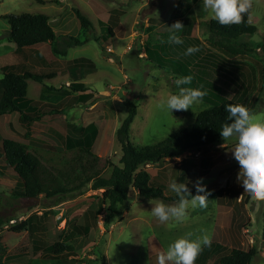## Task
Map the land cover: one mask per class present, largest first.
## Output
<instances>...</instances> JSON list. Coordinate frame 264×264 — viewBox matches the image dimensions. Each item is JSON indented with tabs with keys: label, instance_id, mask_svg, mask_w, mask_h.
Here are the masks:
<instances>
[{
	"label": "rangeland",
	"instance_id": "374dc122",
	"mask_svg": "<svg viewBox=\"0 0 264 264\" xmlns=\"http://www.w3.org/2000/svg\"><path fill=\"white\" fill-rule=\"evenodd\" d=\"M89 1L43 0L40 3L37 0H0V75L2 71L1 67L6 65V63L15 61L16 58L14 54L15 45L11 41H8L6 37L8 23L1 17L2 15L23 12L44 13L51 18L53 23L52 28L57 36L62 34L60 30L63 26L66 27L67 23L70 25L71 34L75 35L79 28V22L73 9L77 8L92 19L95 28L90 32V39L87 43L67 48L68 55H62V60L80 54L87 55L91 60H94L93 64L95 68L97 67V72L86 76L87 80L91 83L88 86L94 95L100 89H104L105 82L112 85L109 88L111 92L109 96L96 95L98 100L103 103L99 107V111L104 115V118L112 119V123H117L116 128H118L128 113L129 103H133L137 108L136 115L130 125L129 140L131 143L140 146L152 145L173 136L180 127L190 126L194 120V115L211 104L202 101V103L194 105L193 110L190 108L187 111L172 112L158 107L160 102L166 100L170 95L167 92H171V85L167 84L164 75L159 74L157 70H153L154 72L152 71L149 77L143 79V74H140L141 71L136 64L129 63L126 65V55L121 54L126 40L119 38L122 35L113 39L108 31L110 26L114 27L118 22L129 26V23H131L137 13L140 15L137 18L135 27L144 30V26L141 23L142 16L145 17L148 13L151 15L160 14L168 16L173 7V0H91L103 4L106 7L105 13L113 7L123 11V14L112 13L110 20L109 18L106 19V14L95 16L90 10ZM99 21H101L100 24ZM250 21L256 27V32L253 35H245L243 41L249 46L251 43L253 46L258 45L261 47V50H256L257 53L254 52L251 55L264 64V59H262V55L264 54V0H253ZM101 33H103V38L100 39ZM112 41L115 52L108 54L104 51V45L110 44ZM165 45L162 51L163 56L167 59L166 51L168 50V45L166 43ZM147 46L152 50L154 44L149 43ZM23 52L21 51L22 54ZM104 54L106 56L107 54L108 56L111 55L109 57H112L113 62H106L102 58ZM56 56L61 58L60 55ZM119 61H122L121 63L124 64H120ZM142 62H145V60H142ZM159 64L162 65L161 63ZM80 71L84 70L73 69L66 75H62L61 71H58L56 77L44 80V84L56 87L60 83H64L66 79L75 80L72 78L71 73H75L76 78H78L77 73ZM226 72L229 71L226 70ZM124 74L133 79L131 88L128 87L129 83L126 84L128 87L127 95H122L121 92L118 94V90L115 91L117 87L119 90H125V85L122 84V81L125 79ZM27 82V95L22 100L34 99L39 93L37 85L40 86L41 84L31 79ZM252 84L248 87L245 86L248 90L243 104L251 110L257 121L264 122V82L259 83L263 87L262 90H258L257 79ZM232 85V83H229V87L226 88L228 90L227 93L230 95L232 90L235 91L236 88ZM112 92L114 94L117 93L119 101L111 98ZM215 95L218 96L217 93ZM51 102L54 103L53 100ZM73 103H77L75 108L68 107L64 110V116L68 117V121H70L72 112L78 116L85 111V106H88L87 103L84 104L83 102L74 101ZM7 118V114L0 117V134L3 137L22 141L21 136L26 130L19 128L15 119L13 120V126L19 133L9 130L5 123ZM73 121L79 124L82 123V121L74 120V118ZM29 133L30 135L31 133L34 135H31L32 137L39 139L38 144H41V142L49 143L47 142V138L53 141L55 149H48L44 145L37 146V152L43 162L59 165L63 161V154L61 150H58L60 144L56 142V139H53L51 136L47 137L36 129L32 132L29 131ZM101 135L102 139H100V142L106 143V140L103 139L106 138L105 129H102ZM112 136L115 137V132H113ZM114 140L115 144L112 146V154L108 157L100 158L99 161L102 170L101 174L104 177L109 176L112 164H119L120 145L116 138ZM220 143H224L225 147L221 146V149L216 150L215 147L212 148L209 160L213 162L210 170L208 169L209 173L205 176L188 178V183H193L194 187L197 179L203 178L202 183L206 186V192L208 193L207 207L189 208L188 219L179 224L174 221L160 223L152 216V204L149 203L150 200L153 203L158 200L139 199L134 196L135 191L131 193L126 203V208L123 209L121 215L110 219L107 217L105 205L102 203V190H92L86 187L72 194L51 198L41 197L39 200H34L13 196L11 194V187L14 186L12 181L1 179L0 219L2 223L0 225V243L3 247V257H5V259H1V264H157V257L161 252L159 250L166 251L169 244L178 238L186 237L188 233L193 234L189 238L194 240L203 234L201 230H204L211 236V245L213 246L214 242L220 243L225 241L223 235L226 236L225 234L231 230V232L241 238L238 243L232 244L230 248H225L228 251L232 248L242 250L253 248L257 254L250 264H264V239L262 238L264 201H253L247 193L240 197V202H235L236 198L234 196L233 198L231 197L233 200L223 198V201H232L228 206L233 211L231 214H226L223 221L224 224L222 222L217 226L216 207L218 196L215 193L217 188L220 186L221 188H227L233 195L234 193H240V195L243 193L242 184L237 180L240 170L239 164L235 160L232 150L236 141L233 138L225 143L223 138H221ZM196 155L193 152H188L183 156H192L195 159ZM164 193L166 195L167 192L165 191ZM56 200L60 201L59 203H65L59 205ZM132 200L134 201L132 202ZM33 210L41 212L39 215L45 212L42 215L41 222H44L46 227L42 229L40 235L46 244L60 240L64 232H68L65 230L60 234V231L65 228L67 222H76L77 224L87 222L90 225V229L87 234L80 233L78 236L76 235V239L66 242L67 245H72V248L61 258H57V260L49 258L45 252L40 256H36L26 230L22 229L17 232L13 229V227L24 221ZM35 211L34 213H36ZM10 220H15V223H10ZM68 230L71 231L70 228ZM155 237L157 238L158 245L156 243L151 244L152 241H155ZM215 255L216 253L213 251L212 246L204 247L199 256L204 258L206 256V258L202 261L200 259L196 260L195 264H218L222 253L220 255L217 254L216 257Z\"/></svg>",
	"mask_w": 264,
	"mask_h": 264
},
{
	"label": "trees",
	"instance_id": "16d2710c",
	"mask_svg": "<svg viewBox=\"0 0 264 264\" xmlns=\"http://www.w3.org/2000/svg\"><path fill=\"white\" fill-rule=\"evenodd\" d=\"M37 1L42 3L43 0ZM251 10L249 14L244 16V22L238 25L222 26L213 19L204 23L208 33V45L218 50L226 60L238 55H249L260 48L258 45H251V43L250 48H248L243 41L245 35H253L256 32V27L250 21ZM73 11L79 22V32L76 35H55L50 24V18L44 13L23 12L4 14L1 17L8 23L6 37L15 45L16 53H21L22 49L37 43L48 42L54 55H65L67 48L87 43L90 39L89 34L93 31L90 18L80 9L76 8ZM147 57H149L148 54ZM87 62L90 64V68H86L84 65ZM73 66L81 67L87 72L95 69L93 62L86 58H79ZM1 70L0 117L5 114L16 113L20 126L26 131L21 136L22 141L3 137L0 134V180L12 181L14 186L11 187V194L25 198L60 197L86 187L92 190H102V203L105 205L107 217L110 219L121 215L133 191L137 192L136 195L139 199L178 202L176 194L166 196L163 188L152 183L144 166L149 163H158L167 158L181 156L185 152H193L198 153L199 174H207L213 162L209 160L211 150L221 142V127L224 123L231 122L227 119L228 114L225 105L229 103L242 104L219 90L215 101L210 103V106L199 110L194 115V120L190 126L180 127L173 136L157 143L140 146L131 143L129 140L130 125L136 115V106L129 103L128 113L115 131V138L120 145L121 152L119 164H112L109 176L104 177L99 165L100 157L91 150L97 134L94 125H87L84 128L69 125L70 135L62 134L61 139H58L61 142L62 149L60 150L63 154V161L59 165L43 162L37 152L39 139L30 135L29 127L31 123L42 119L46 113L25 110L21 106V102L27 95V80L43 82L53 78L55 74H45L31 67L18 69L13 65L4 66ZM189 75H192L190 71L180 74L181 77ZM258 82H264L263 63ZM76 88L74 89L77 90ZM46 89L49 90L51 87L47 86ZM57 90L58 93L60 92L59 94H62V90ZM258 90H262L260 86ZM209 92H211V88ZM43 99L44 95L41 94L40 100ZM40 100L34 101V103L38 104ZM48 105H50L51 110L47 114L58 111L57 107L50 103ZM186 185L191 194L196 195V187L189 183ZM42 215L44 212L39 216L33 212L24 221L13 227L14 231L17 232L22 229L26 230L35 254L41 252L42 255L45 252L49 258L57 260L72 248V245H67L66 242L73 239L74 233L87 234L90 229L87 222L81 225L76 222H67L61 233L65 230L68 231L64 232L68 238H61L51 244H46L40 235L44 229L41 226ZM262 217V238L264 239V209ZM38 221L39 223H37ZM1 223L2 220L0 219V225ZM69 228L71 231L68 230ZM256 254L257 252L253 248L248 250L232 248L229 251L226 249L222 252L218 264H250ZM1 259H5V257H3V247L0 243V264Z\"/></svg>",
	"mask_w": 264,
	"mask_h": 264
},
{
	"label": "crops",
	"instance_id": "0c3cea01",
	"mask_svg": "<svg viewBox=\"0 0 264 264\" xmlns=\"http://www.w3.org/2000/svg\"><path fill=\"white\" fill-rule=\"evenodd\" d=\"M89 6L91 7L90 10L92 11V13L95 14V16H101L102 14H106V19L109 18V20L112 18L111 17L112 13L121 14L123 12L122 10L113 7L109 9L107 13H105L104 10L106 7L97 1L90 0ZM139 15L140 14L137 13L134 16L131 23H129V26L127 25L125 26L122 22H118L116 25H114V27L112 26L109 27L110 30L109 33L112 35L113 39L119 37V35H122L119 38L126 40L125 46L121 50V54L126 55L125 58L126 65H128L129 63L136 64L141 71L140 74H143L142 77L143 79L149 77L153 70H157L159 74H163L164 78L167 80V84L171 85V92H167V94L170 95L177 94L178 88L175 84V80L181 77L180 74H185L188 71H190L192 74L190 76L193 77L192 80L193 86L190 84V85H185L186 87L192 86L193 88H197L203 85L204 88L203 90H205L206 92H209V89L211 88V92H209L203 98V101L207 103H213L215 101V98L217 97L215 94L219 90H222L223 94L243 104V100L248 90L246 89V87H248L251 83L254 84V81L256 79L258 81L262 62H260L258 59L253 57L251 54L238 55L235 58L226 60V58L218 50H216L215 48H211L208 45L209 43L208 33L205 29L204 23L209 19H211V16L209 12L203 9L202 0H173V7L171 13H169L168 16L160 15V14L151 15L149 13L146 14L145 17L142 16L141 23L144 26V30L135 27ZM90 20L93 24V29H94L95 28L94 23L91 18ZM177 20L181 21L182 24L184 25L183 29L177 33L183 39L184 43L180 45L169 44L167 42V38L169 35L168 26H171ZM100 22L101 21H99V24ZM50 24L51 26L53 24L51 18H50ZM69 28L70 25L67 23L66 27L63 26V28L59 30L62 32V34L72 35ZM78 32H79V28L78 31L75 33V35ZM102 34L103 33H101L100 35V39L103 38ZM112 43L113 41L110 44L104 45V51L108 54H112L115 52V47ZM149 43L154 44L152 50L147 46V44ZM165 43L168 45V50L166 51L167 59H165V57L163 56V51H162L163 47L166 46ZM189 46H196L200 50L193 55H184V53L186 52ZM246 46L250 48L249 45ZM157 47L158 49L156 50ZM256 50H261V47ZM256 50L255 52L257 53ZM21 51H24L23 54L22 53L18 54L14 52L16 58L21 57L20 59L15 58V61L6 63V65H3L2 67L9 65H13L18 69L31 67L45 74H49V75L55 74L54 77H56L58 71H61L62 75H66L68 72H70L73 69L82 70L81 67L79 68L73 66L74 62L77 61L79 58H86L94 62L93 59L91 60L90 57L83 54L74 55L73 57L70 58L67 57L66 59L62 60L63 57L62 55H60L61 56L60 58L59 56H56L52 53L51 46L48 42L37 43L33 46L26 47L25 50H21ZM108 54L107 56L106 54H104L102 58L106 62L112 63L113 59L112 57L110 58L109 56L111 55L108 56ZM147 54L149 57H147ZM67 55H68V51H66L64 56ZM262 57H263L262 59H264V54L262 55ZM142 60H145V62H142ZM147 61L148 63H146ZM121 62L119 61V63L123 65L124 63ZM159 63H161L162 65H160ZM84 65L86 66V68H90V64L88 62L85 63ZM226 70H228L229 72H226ZM95 72H97V67L94 69V71L92 70L88 72L80 71L79 73H77L78 78H76L75 73L74 74L71 73V76H73L72 78H74L75 80L66 79L64 83H60V85L56 87L52 85L49 86L51 87V89L49 90L47 89L45 90V88L48 85L44 84V81L38 82L39 84H41L40 86L37 85V88L39 90L38 96L34 97V99L23 100L21 102V106L25 108V110L44 112L46 114L42 119L34 123H31L29 127V131L32 132L34 129H36L40 131L42 134H45L47 137L51 136L53 139H56L57 140L56 142L60 144V148L58 149L60 150L62 149V147H61V142L58 139H61L62 134L70 135L71 130L69 131V125L72 124L73 126H80L82 128L86 127L87 125H94L97 129V134L91 146L92 152L98 155L100 158L110 156L113 152L112 146H114L115 144V140H114L115 137H113L112 134L117 129L116 128L117 123L114 124L112 123V119L104 118V115H102L101 112L99 111L100 110L99 107L103 103H101L98 100L96 95L100 94L102 96H109V94L111 93L109 88L112 87V85L108 82H105L104 89H100L94 95L93 91L88 86L91 85V83L90 81L87 80L86 76L89 74H93ZM124 78L125 79L122 81V84L125 85L124 86L125 90L123 89L119 90L117 87L115 91L118 90L117 92L118 94L121 92L122 95H127L128 87L131 88L133 79L126 76V74H124ZM128 83L129 86L127 87L126 84ZM229 83H232L233 84L232 86L236 87L235 91L232 90L231 95L227 93L228 90L226 89L227 87L230 86V85L228 86ZM70 84L71 86H73V88H71ZM74 86L77 87L76 88L77 90L74 89L75 88ZM258 86H260V88L263 89L261 84L259 85V82H258ZM57 89L62 90L63 91L62 94H59L60 92L58 93ZM41 94L44 95L43 100H40ZM116 94L112 92L111 98L115 100L117 99V101H119V96H117ZM37 100H40V102L38 104H35L34 101ZM51 100H53L54 103L51 102ZM74 101L83 102L84 104L87 103L88 106H85L84 109L85 111L79 114L78 116L73 114L72 112V115L70 116V121H68V117L64 116V110L65 108L68 107L75 108V105H77V103H73ZM48 102L53 106L57 107L58 111L52 114H47L51 110V107L50 105H48L49 104ZM7 117L8 118L5 121L7 128L11 131L19 133V131H16L15 130L16 128H14L13 126L14 125L13 120L15 119L18 127L22 128L19 124L17 114L15 113L7 114ZM73 118L74 120L82 121V123L79 124L76 121H73ZM101 122L102 124H100ZM102 129H105L106 138L103 139L106 140V143L100 142V139H102V135H101ZM110 132L111 134H109ZM31 135L34 136L32 133ZM47 142L49 143L41 142V144L39 145H44L48 149H55L52 143L53 141H51V139L47 138ZM222 145H224V143H219L218 145H216L215 150L221 149ZM184 154H182L181 156H183ZM195 154H197L196 155L197 158L195 157V159H193L194 157L192 158V156L191 157L178 156L171 159L167 158L166 160L160 161L158 163L146 164L144 166V169L149 173L151 177V181L154 185L163 188L164 192L165 191L167 192L166 196H173L175 193L170 191L168 187L172 181L175 180L178 183L186 184L189 182L188 178L205 176L209 173L208 171L207 174L204 175L199 174V157H198V153ZM195 171L196 173L193 174V172ZM189 184L193 185V183H189ZM215 193L218 196L217 207H216V212H217L216 223H218L217 226H219V224L224 221L226 214L228 213L231 214V212L233 211L228 206V204L232 201H227V200L223 201V198H228L230 200H233L231 199V197L233 198L234 196V198H236L235 202H240L241 195L240 193L237 194L234 193L233 195L227 190V188H221V186L217 188ZM136 194L137 192L134 194V196L137 197ZM31 199L39 200L41 199V196L38 198H31ZM135 199L137 200V198ZM133 201L134 200H132V202ZM59 202L60 201H58L57 203ZM172 202L173 201H168V200L165 201V203L167 204H170ZM62 203L65 202H61L59 203V205ZM34 211L35 210H33L31 213H33ZM36 213L39 216V213L41 212H36ZM37 223H39V221ZM41 226L42 228H45L46 224L44 222H41ZM60 234H62L61 231ZM78 234L79 233H74L72 235L73 240L76 239V235L78 236ZM225 235L226 236L223 235L225 241H222L220 243L214 242V246L211 245L216 255L217 254L220 255L222 252L226 250V248H230L232 244L238 243V241L241 238L239 236H236L233 232H231V230ZM156 237L154 238L155 241L154 242L152 241L151 244L156 243V245H158ZM62 238L66 239L68 237L65 234H63ZM40 255L41 252L36 253V256H40ZM205 258L198 256L197 260L200 259L202 261Z\"/></svg>",
	"mask_w": 264,
	"mask_h": 264
},
{
	"label": "clouds",
	"instance_id": "9594fccd",
	"mask_svg": "<svg viewBox=\"0 0 264 264\" xmlns=\"http://www.w3.org/2000/svg\"><path fill=\"white\" fill-rule=\"evenodd\" d=\"M253 0H202V7L209 12L211 19L222 26L238 25L244 22V16L250 13ZM184 25L181 21H175L168 26L169 44H183V39L177 34ZM163 42V41H162ZM200 49L189 46L184 55H193ZM192 76H183L175 80L178 88L177 94H172L166 100L160 102L158 107L168 111L193 110V106L200 104L207 92L203 85L197 88L186 87L192 83ZM227 119L231 122L224 123L220 130L223 140L235 139L233 150L235 160L239 164L238 182L242 184L243 194L247 193L253 201H264V122L255 119L250 110L243 104L225 105ZM225 146L222 145V147ZM203 178L195 182L196 195H192L185 183L172 181L169 189L178 197V202L167 204L163 201L152 200L151 214L160 223L174 221L177 224L188 219L189 208L207 207L208 193L206 186L202 183ZM203 193V194H202ZM190 197V199H189ZM203 234L196 239H190L193 234L188 233L186 237L176 239L169 244L166 251H161L157 257V264H195L199 254L204 247H210L211 236L201 230Z\"/></svg>",
	"mask_w": 264,
	"mask_h": 264
},
{
	"label": "built area",
	"instance_id": "2783aa9c",
	"mask_svg": "<svg viewBox=\"0 0 264 264\" xmlns=\"http://www.w3.org/2000/svg\"><path fill=\"white\" fill-rule=\"evenodd\" d=\"M10 223H12V224L15 223V220H10Z\"/></svg>",
	"mask_w": 264,
	"mask_h": 264
}]
</instances>
